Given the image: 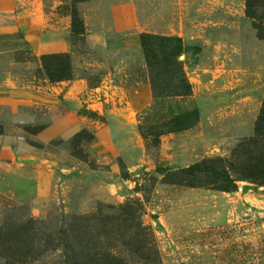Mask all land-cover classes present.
Returning <instances> with one entry per match:
<instances>
[{"label":"rangeland","instance_id":"obj_1","mask_svg":"<svg viewBox=\"0 0 264 264\" xmlns=\"http://www.w3.org/2000/svg\"><path fill=\"white\" fill-rule=\"evenodd\" d=\"M249 2L264 8L0 0V264H264V185L235 181L264 165V139L249 143L264 9ZM145 36L179 41L175 69H149ZM51 55L68 57L71 80L48 81ZM178 77L187 96L172 97ZM177 113L192 126L174 129ZM224 177L235 190L214 188Z\"/></svg>","mask_w":264,"mask_h":264},{"label":"trees","instance_id":"obj_2","mask_svg":"<svg viewBox=\"0 0 264 264\" xmlns=\"http://www.w3.org/2000/svg\"><path fill=\"white\" fill-rule=\"evenodd\" d=\"M76 3L85 2L88 0H73ZM262 2V1H261ZM249 11L252 16H256V12L258 10L264 9L262 6L256 7V3L250 2L248 3ZM262 4V3H260ZM255 6V7H254ZM156 43V44H155ZM141 46L145 53V62L149 69L157 70L160 72H171L172 69H175L177 66L176 59L182 53L183 48L179 44V41L176 39H161V38H150L148 36L141 38ZM197 51V49H194ZM66 55H51V56H44L42 58V70L49 82L57 83L61 81H68L72 79V71L69 68V63L67 62ZM178 85L173 88V96L172 97H183L187 96L189 92V86L187 83L180 77H178ZM158 89L159 85H153V89ZM159 100L157 99V102ZM162 105V103L160 104ZM155 107L156 102H155ZM154 109V108H153ZM188 119H193L194 116H189L188 114H180L170 119L171 125L174 129H181L187 128L192 126V123L188 122ZM256 127H255V137L250 144L257 145L264 139V103L261 109V112L257 118ZM264 142V141H262ZM262 156L255 159L254 164L249 167L247 172L248 174L246 177L241 176L235 181L242 180H251L255 182H260L259 184L264 185V165L261 163ZM263 165V166H261ZM200 165H194L187 170L182 171L183 174H186L190 178H194L198 175V170ZM216 176V175H215ZM217 177V176H216ZM222 184L217 185L214 187L217 191L222 192H229L231 190H235V184L233 180L224 177ZM193 186V185H191ZM77 264H125L123 260L120 258L112 255V254H104V253H94L93 255H83L78 258Z\"/></svg>","mask_w":264,"mask_h":264}]
</instances>
